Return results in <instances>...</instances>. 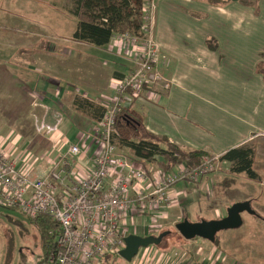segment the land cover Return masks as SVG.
<instances>
[{
  "label": "crops",
  "instance_id": "0c3cea01",
  "mask_svg": "<svg viewBox=\"0 0 264 264\" xmlns=\"http://www.w3.org/2000/svg\"><path fill=\"white\" fill-rule=\"evenodd\" d=\"M229 1L227 5H213L207 0H155L152 35L161 53L170 61V66L162 67L161 70L171 80L172 87L166 92L157 91L160 97L145 95L136 100L132 107L142 114L149 133L158 138H165L185 151H202L208 156L219 159L230 149L240 146L253 147L256 152L257 171L258 160L264 159V0L259 1V13H256L253 7L241 4L240 0ZM114 38L104 46L106 48L104 54L119 58L112 62L119 64L124 70L113 69L112 72H118L119 75H114L113 79L124 77L133 68L135 57L133 49L131 53L130 51L127 53L123 47L114 42ZM210 42L217 47V50L209 47ZM112 46H115L114 49ZM113 52L118 53L114 55ZM121 52H123L122 58L119 55ZM130 56H133L132 61ZM83 66L82 71L86 73L83 77L91 76L95 81L87 82L86 77L83 78L80 74L81 83L88 90L87 93L83 92L84 97L89 102L105 108V99H110L105 95L110 96L108 93L113 90L111 84L108 81L102 83V78L98 74H93L87 69L88 67L100 69V61L96 58H91L90 61L84 59ZM68 76L72 77L70 74ZM97 78L100 84H104V88L102 85H96ZM42 80L46 82L50 79L42 77ZM74 94L67 95L63 89L46 87L40 93H34L41 104L34 103V99L31 106L29 102L25 103H28V108L31 107L32 113L38 108L42 109L43 105L44 108L48 107V111V109H57L56 105L61 100H66V105H72L75 103ZM90 95L95 97L98 95V100L92 99ZM22 103L24 102L16 101L14 106H17L19 111L26 112ZM46 118L49 124H54L55 120L52 116ZM83 118L86 122L88 119L95 123L88 114ZM71 119L66 118L63 130L55 134L51 133L52 140L55 143L63 135H70L68 141L83 148L81 163L86 170H89L98 148L96 141L92 137L86 139L83 136L87 134L82 128L77 127L79 124L76 115ZM69 122L73 127L69 126ZM7 123L8 120L2 125L6 126ZM91 124L87 127L90 131H92ZM5 126L0 127V135L11 134L22 140L20 147L23 149L24 138L25 142L28 141L26 138L32 133L25 130L24 134L20 132L12 134L15 130L5 131ZM43 133L41 134L45 137ZM35 169L33 176H37V171H41ZM174 170L179 172L181 166L175 167ZM228 171L230 172L229 169ZM212 181L213 178L202 177L196 184L178 182L170 189L173 205L164 209L163 216L158 221L176 226L186 219L189 211L195 216L200 213L207 214L206 206L210 201L208 191L211 190ZM250 198L251 196H247L244 199L251 201ZM257 207L259 210L256 211L259 214L261 209L264 211V203H257ZM215 216L216 219L223 218L218 211ZM259 217L264 219L263 214ZM146 219V217L138 218V226L133 231L135 234L140 236L156 234V229L150 230L143 226ZM200 239L196 238L190 242L203 245L199 243L203 242ZM200 250L192 254L194 258L189 256L187 260H180L179 264H246L241 259L228 262L224 252H220L214 262L207 263L213 259V256L201 260ZM144 253L145 256L138 255L132 261L133 264H173L171 256L168 255L170 253L157 248H147L143 255ZM214 254L212 251L210 255ZM260 254L259 259H262L264 249ZM180 258H182L181 254Z\"/></svg>",
  "mask_w": 264,
  "mask_h": 264
},
{
  "label": "built area",
  "instance_id": "2783aa9c",
  "mask_svg": "<svg viewBox=\"0 0 264 264\" xmlns=\"http://www.w3.org/2000/svg\"><path fill=\"white\" fill-rule=\"evenodd\" d=\"M154 1L145 3L142 38L129 33L114 38L127 53L135 51L134 68L111 80L115 95L104 103L105 114L92 134H83L86 139L92 137L98 147L89 170L81 163L84 153L79 144L61 151L57 146L63 136L53 142L51 133L59 132L64 122L59 113L54 124L45 120L36 123L37 130L45 131V138L53 142L52 150L42 157L46 168L37 171V176L32 175L36 167L31 153L17 148L20 140L13 135L0 136V205L16 208L30 219L50 217L57 226L50 231L55 247L42 264H108L113 256H120L125 238L135 234L139 217L149 219L150 230L159 226L163 209L174 203L170 196L173 186L180 181L196 184L216 170L213 159L204 157L195 170L183 164L179 172L152 173L138 159L119 152L115 129L119 108L133 106L145 95L160 97L157 91L172 87L161 70L169 67L170 61L152 35ZM146 249L139 257L145 256Z\"/></svg>",
  "mask_w": 264,
  "mask_h": 264
},
{
  "label": "rangeland",
  "instance_id": "374dc122",
  "mask_svg": "<svg viewBox=\"0 0 264 264\" xmlns=\"http://www.w3.org/2000/svg\"><path fill=\"white\" fill-rule=\"evenodd\" d=\"M73 1L0 0V127L5 126L2 124L8 120L5 131L15 130L12 134L19 132L24 134L26 130V132L32 133L26 138L28 141L25 142L24 138L23 149L20 147L22 140L19 141L17 148L23 152L29 151L31 153V162L38 170L46 168L42 157L47 151L52 150L53 142L47 141L36 130L35 123H40L43 120L47 123V116H52V119L56 120L57 113L64 118V121L66 118L72 120L71 118L76 115L79 124L77 127L82 128L87 135L92 134L90 129H87L92 122L87 118L86 122L83 118L88 113L79 110L75 104L76 101H88L83 93H87L88 90L81 83L83 74H86L82 71L83 60L90 61L91 58H96L100 61V69H92L91 67L87 69L93 74H98L102 78V81L100 80L102 83L108 81L111 84L114 75L118 73L112 72L113 69L124 70L119 64L112 62L119 60V58L104 54L105 47H96L73 40V32L77 25V18L71 13ZM155 5L154 1V10ZM147 25L149 26L150 22ZM120 36L117 35L116 38H120ZM114 47L112 46L113 49ZM113 53L117 55L118 52ZM119 55L122 58L123 52ZM133 56H130L131 61ZM132 67L134 68V66ZM69 74L72 77H69ZM42 77L50 80L43 82ZM90 77H86V81L94 83L95 81ZM96 81L97 86L102 85L104 88V84L99 83V78ZM46 87L55 90L63 89L67 95L75 93L73 96L75 103L66 105V100H61L56 105L57 109H48V111V107L44 108L45 106L42 104V109L38 108L32 113L30 110L32 99H34V103L41 104L40 99L36 98L34 93H40ZM112 92L113 90L108 93L110 96L105 95V97L112 98L115 95ZM57 95L60 97L59 94ZM90 97L98 100V95L96 97L90 95ZM16 101L24 102L22 104L25 105L26 112L19 111L17 106H14ZM25 102L30 103L29 108L28 103ZM18 113L22 115L19 116ZM20 120L22 122H19ZM16 121L19 123L17 124ZM95 123L91 124L92 128L96 125ZM69 126L73 127L70 122ZM64 127L63 122L61 129L63 130ZM8 136L12 135L9 134ZM63 137L57 146L61 151L73 144L68 141L70 135L65 134ZM117 146L121 154L134 158L129 149L120 143L118 144V139ZM205 157L213 159L216 169L203 176L213 178L211 190L208 191L210 201L206 206L207 214L202 213L201 215L200 213L201 216H195L189 211L186 214V219L192 223L199 218L200 220L197 222L216 220L217 211L221 213V217H225L229 207L246 200L244 198L247 196H251L252 206L258 211L257 203H264V159L258 160L257 165V171L262 175V178L253 181L249 180L245 174L233 175L230 173L228 171L231 169L230 164L222 165L219 159ZM157 160H154L148 169H152V173L161 170ZM261 210L260 214L264 216V211ZM242 217L244 224L241 228L218 233L216 243L200 239L203 242L199 243L203 245L196 244V242L192 244L178 233L174 225H168L164 221L159 222V226L151 230L157 229L156 234H153L155 236L164 231H171V234L166 240L164 239L165 241L158 249L170 253L168 255L171 256L173 264H179L180 260H187L189 256L194 258L192 254H195L199 249H201L199 259L202 257L201 260H204L213 256V259L207 263L214 262L219 253L224 252L228 262L241 259L246 264H264V256L259 259L260 253L264 249V222L248 213H244ZM152 224L154 225L153 222ZM149 225L150 221L146 219L143 226L149 229ZM136 226L138 223L134 228ZM130 231H133L132 226ZM43 242L42 231L33 219L28 218L16 208L0 205V264H42L46 254ZM212 251H214V255H210ZM180 254L182 258H180ZM217 262L219 261L217 260ZM108 264H133V262L128 263L121 256H113Z\"/></svg>",
  "mask_w": 264,
  "mask_h": 264
},
{
  "label": "trees",
  "instance_id": "16d2710c",
  "mask_svg": "<svg viewBox=\"0 0 264 264\" xmlns=\"http://www.w3.org/2000/svg\"><path fill=\"white\" fill-rule=\"evenodd\" d=\"M207 1L213 5L230 3L229 0ZM259 1L240 0V3L253 7L256 13H259ZM145 3L146 0H74L71 13L77 18V25L73 32V40L96 47H104L117 35L129 33L142 38L144 36L142 28L145 25ZM209 47L212 50H217V47L211 42ZM75 104L79 110L87 112L95 121H99L105 113L102 106L89 101H76ZM115 129L118 144L129 149L134 158L138 159L146 169H149L150 164L158 159V166L164 173H169L175 167L183 164L189 170H195L201 167L203 158L208 156L202 151H185L167 139L158 138L149 133L142 114L132 105H122L119 108ZM255 160L256 152L251 146L230 149L219 158L220 162L231 165L230 173L233 175L245 174L249 180L257 181L261 179V175L255 169ZM255 218L264 220L260 217ZM33 221L42 231L46 260L50 249L55 247L53 245L54 236L50 235V231L55 230L57 226L50 217L37 218ZM217 241L216 236L214 243ZM158 247L155 248L158 249Z\"/></svg>",
  "mask_w": 264,
  "mask_h": 264
},
{
  "label": "water",
  "instance_id": "95a60500",
  "mask_svg": "<svg viewBox=\"0 0 264 264\" xmlns=\"http://www.w3.org/2000/svg\"><path fill=\"white\" fill-rule=\"evenodd\" d=\"M248 213L251 216L259 217L258 212L253 208L250 200L237 202L227 210V215L221 219L211 221L190 222L184 219L175 227L178 233L186 240L191 241L201 238L214 243L218 233L228 230H236L243 226L242 215ZM171 234V231H165L158 236H140L130 234L125 238V248L120 252V256L128 263L139 255L141 249L158 247L164 239Z\"/></svg>",
  "mask_w": 264,
  "mask_h": 264
}]
</instances>
